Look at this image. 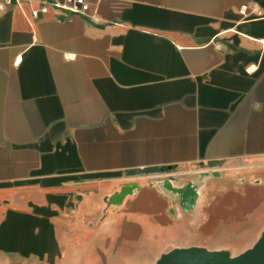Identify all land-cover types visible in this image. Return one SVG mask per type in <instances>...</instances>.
<instances>
[{
  "label": "crops",
  "instance_id": "obj_1",
  "mask_svg": "<svg viewBox=\"0 0 264 264\" xmlns=\"http://www.w3.org/2000/svg\"><path fill=\"white\" fill-rule=\"evenodd\" d=\"M86 1L0 12V264H159L215 235L177 168L264 187V0Z\"/></svg>",
  "mask_w": 264,
  "mask_h": 264
},
{
  "label": "rangeland",
  "instance_id": "obj_2",
  "mask_svg": "<svg viewBox=\"0 0 264 264\" xmlns=\"http://www.w3.org/2000/svg\"><path fill=\"white\" fill-rule=\"evenodd\" d=\"M246 168L251 167L244 160L226 162L216 169L199 165L177 168L186 183L198 187L201 197L217 198L216 206L210 208L215 235L211 241L202 239L197 249L238 258L264 239V187L246 186L250 172Z\"/></svg>",
  "mask_w": 264,
  "mask_h": 264
},
{
  "label": "water",
  "instance_id": "obj_3",
  "mask_svg": "<svg viewBox=\"0 0 264 264\" xmlns=\"http://www.w3.org/2000/svg\"><path fill=\"white\" fill-rule=\"evenodd\" d=\"M221 162H208L201 164V168L216 169ZM152 169H141L132 171V176L152 174ZM133 186L127 187L116 198L122 200L131 193ZM159 264H264V239L260 241L251 251L238 257L230 258L221 252H210L197 248L176 250L164 256Z\"/></svg>",
  "mask_w": 264,
  "mask_h": 264
},
{
  "label": "built area",
  "instance_id": "obj_4",
  "mask_svg": "<svg viewBox=\"0 0 264 264\" xmlns=\"http://www.w3.org/2000/svg\"><path fill=\"white\" fill-rule=\"evenodd\" d=\"M23 3L37 4V8L31 10V17L35 20H38L41 15L48 14L51 10L58 16L71 14L82 17H89L90 11L86 0H0V12Z\"/></svg>",
  "mask_w": 264,
  "mask_h": 264
}]
</instances>
